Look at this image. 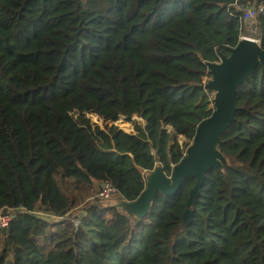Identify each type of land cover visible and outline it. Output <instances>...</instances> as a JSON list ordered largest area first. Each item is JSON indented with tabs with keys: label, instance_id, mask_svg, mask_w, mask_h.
<instances>
[{
	"label": "trees",
	"instance_id": "obj_1",
	"mask_svg": "<svg viewBox=\"0 0 264 264\" xmlns=\"http://www.w3.org/2000/svg\"><path fill=\"white\" fill-rule=\"evenodd\" d=\"M263 4L0 0V213L12 216L0 264H264V63L238 89L218 146L225 161L207 173L190 222L194 177L158 193L145 216L118 207V196L138 199L134 177L171 175L212 115L209 63L249 29L264 49V13L244 18ZM89 111L145 124L120 135L112 160L89 131L85 143L78 134ZM106 182L114 217L92 221Z\"/></svg>",
	"mask_w": 264,
	"mask_h": 264
},
{
	"label": "water",
	"instance_id": "obj_2",
	"mask_svg": "<svg viewBox=\"0 0 264 264\" xmlns=\"http://www.w3.org/2000/svg\"><path fill=\"white\" fill-rule=\"evenodd\" d=\"M246 23L250 25L249 20ZM263 63L264 49L261 43L247 37L241 38L229 55L220 54L219 62L209 63L208 73L211 78L206 83V89L215 93L212 115L199 123L185 157L173 166L171 175L157 167L147 174L146 187L138 199L128 202L118 196V207H125L131 215L145 216L158 193L174 195L189 177H194L196 184L190 191L187 209L183 215V220L190 222L193 213L191 207L199 195L207 173L213 168H221L225 161L218 146L225 130L236 120L238 89Z\"/></svg>",
	"mask_w": 264,
	"mask_h": 264
},
{
	"label": "rangeland",
	"instance_id": "obj_3",
	"mask_svg": "<svg viewBox=\"0 0 264 264\" xmlns=\"http://www.w3.org/2000/svg\"><path fill=\"white\" fill-rule=\"evenodd\" d=\"M253 7H255V6L253 5ZM243 36L247 37V38L256 39V37H255L256 31L254 29H249L243 34ZM209 79L206 80V83ZM210 96H211V98H213L215 96V93L210 92ZM211 106H213V104L209 105V107H211ZM69 114L71 116H76L78 113L73 110V111H70ZM86 118H87V121H86L85 125L82 126L78 130V134L81 137L82 141H84V143L87 141L84 138V134L86 131H89L93 135V137L97 140L99 145L103 149L109 151V152H107V154H105L102 157H107V158L112 159V160L118 159V155L116 153V148H115V143H116V140H119L120 135L123 133H126V132L133 133V134L137 133V131L135 130V124L136 123L145 124V120L142 117L138 118V116L124 117L123 121L119 122V121H115V119L104 120L92 111H89L86 113ZM115 127L117 129H115ZM117 130H119L120 133L117 134ZM179 139L181 142H183L185 140V138L183 136H179ZM146 184H147V179L145 177H142V178L134 177L133 180L131 181V189L135 194L140 195L142 193V191L145 189ZM114 198L115 197H112V198H110V200L114 199ZM96 200L97 199L94 198V195L90 197L91 202H96ZM110 200H107L106 203H103V205H102V203H100L101 206L100 207L98 206L96 208L97 210H95V211L91 210V220L92 219L95 220L97 214H102V218H103V216H105V219L103 218L105 221L111 220L114 217V210L109 208V206H106V204H108L107 202ZM98 201H101V200H98ZM85 205L86 204H83L84 207H85ZM82 208L83 207H81V209ZM122 210H124V212L129 213L125 207H123ZM76 221L78 223L80 222L79 219H77ZM93 234H95V233L93 232ZM95 238H97V237L95 236Z\"/></svg>",
	"mask_w": 264,
	"mask_h": 264
},
{
	"label": "built area",
	"instance_id": "obj_4",
	"mask_svg": "<svg viewBox=\"0 0 264 264\" xmlns=\"http://www.w3.org/2000/svg\"><path fill=\"white\" fill-rule=\"evenodd\" d=\"M260 13H264V4L260 7V9H256V8H248L245 13H244V18L245 21L249 20L250 21V25H253L254 22L256 21L257 16ZM244 36L241 35V38H243ZM257 40V39H256ZM205 87H206V81H203ZM116 193V188L113 186V184L111 182H106L103 185L102 190L100 191V193L98 194L99 198H102L104 200H108L110 198H112L114 196V194ZM12 219V216L10 213H0V229L1 228H6L9 226V223ZM74 223L79 224L76 220V218H72L71 219Z\"/></svg>",
	"mask_w": 264,
	"mask_h": 264
},
{
	"label": "bare ground",
	"instance_id": "obj_5",
	"mask_svg": "<svg viewBox=\"0 0 264 264\" xmlns=\"http://www.w3.org/2000/svg\"><path fill=\"white\" fill-rule=\"evenodd\" d=\"M124 117H127V116H125V115H121V116H120V115H119V117L115 118V121L122 122ZM138 118H139V117H138Z\"/></svg>",
	"mask_w": 264,
	"mask_h": 264
},
{
	"label": "crops",
	"instance_id": "obj_6",
	"mask_svg": "<svg viewBox=\"0 0 264 264\" xmlns=\"http://www.w3.org/2000/svg\"><path fill=\"white\" fill-rule=\"evenodd\" d=\"M208 78L205 79V81L207 80ZM113 197H116V196H113Z\"/></svg>",
	"mask_w": 264,
	"mask_h": 264
}]
</instances>
